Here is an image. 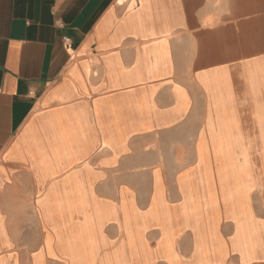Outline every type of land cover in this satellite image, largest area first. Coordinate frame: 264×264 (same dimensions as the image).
Here are the masks:
<instances>
[{
  "label": "crops",
  "instance_id": "obj_1",
  "mask_svg": "<svg viewBox=\"0 0 264 264\" xmlns=\"http://www.w3.org/2000/svg\"><path fill=\"white\" fill-rule=\"evenodd\" d=\"M264 0H0V264H264Z\"/></svg>",
  "mask_w": 264,
  "mask_h": 264
},
{
  "label": "rangeland",
  "instance_id": "obj_2",
  "mask_svg": "<svg viewBox=\"0 0 264 264\" xmlns=\"http://www.w3.org/2000/svg\"><path fill=\"white\" fill-rule=\"evenodd\" d=\"M262 146H263V149H264V144H262Z\"/></svg>",
  "mask_w": 264,
  "mask_h": 264
}]
</instances>
